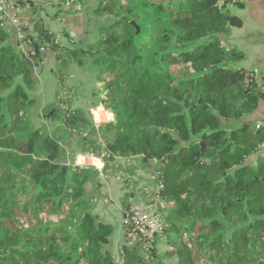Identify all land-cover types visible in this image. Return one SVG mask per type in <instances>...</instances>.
I'll return each instance as SVG.
<instances>
[{"label":"trees","instance_id":"1","mask_svg":"<svg viewBox=\"0 0 264 264\" xmlns=\"http://www.w3.org/2000/svg\"><path fill=\"white\" fill-rule=\"evenodd\" d=\"M229 3L96 0L94 13L112 20L96 43L72 50L36 19L27 39L56 53L60 66L96 67L102 105L115 117L96 124L50 104L47 113L63 116L61 136L32 128V72L0 21V264H117L106 250L113 226L86 188L99 172L66 161L60 139L75 136L85 155L107 164L140 159L173 207L157 203L170 249L152 250L146 262L138 244L121 246L120 264H264V127L246 119L262 93L252 73L232 67L242 56L220 39L242 25ZM34 48L41 60L45 52Z\"/></svg>","mask_w":264,"mask_h":264},{"label":"crops","instance_id":"2","mask_svg":"<svg viewBox=\"0 0 264 264\" xmlns=\"http://www.w3.org/2000/svg\"><path fill=\"white\" fill-rule=\"evenodd\" d=\"M24 1H26V5H20L17 13L18 23L22 30L25 31L26 27H31L37 19L44 24L47 30L56 35V43L64 49L85 48L96 43L99 39L100 25L110 22V20L104 22L102 17L94 13L96 0H74L69 2H66V0ZM29 4L39 8H32ZM226 10L230 15L240 19L242 25L240 27H228L220 35V39L226 47L232 48L234 52L242 56L239 61L232 63V67L254 75L255 82L262 95L258 100L256 109L246 119L255 122V127L261 129L264 127V0H239L238 3H229ZM0 21L2 22L1 27L10 35L6 44L15 48L20 57L22 55L30 57L27 54L29 50L27 46L24 48L18 47L16 28L10 22L4 24L1 14ZM44 52L42 59L37 60L30 67L35 83L34 90L29 94L34 101V104L30 107V119L41 117V121H49L54 123L55 127L61 128L56 135H62L61 132L65 133L64 124L54 116V112H52L53 116L51 114L48 115V118L44 116L47 106L58 102L60 96H62V99L66 100L64 104H68L65 109L71 112L82 110L96 124L115 120L114 115L106 111L102 105V100L106 98V92L104 85L98 81L96 67L93 68L96 79L93 83L92 94H79L80 90L77 87V90L73 89L74 86L66 85L64 81L66 76L69 79L68 81H71L74 73L78 74V72L88 69L87 66L91 64L79 66L73 61L66 60L60 66L62 61L57 60L56 53L50 51V49ZM57 78L58 80H56ZM56 84L60 86V89L54 93ZM48 87L52 88L51 94L48 93ZM54 126L51 128H54ZM62 129L64 131H61ZM81 141L79 136L65 142L60 139L66 151L67 164L91 168L99 172L97 184L92 185V190L88 192L95 202V213L100 220L113 226L108 247L110 253L114 254L120 250L122 242L125 241L124 207L130 198L141 196L146 187L153 189L156 182L155 177L148 169L141 167L142 163L138 158H116L113 162L107 164L102 158L85 155ZM261 149L264 150V144H262ZM252 161L254 162V158H252ZM165 244V242L158 244L159 253L163 254L160 247Z\"/></svg>","mask_w":264,"mask_h":264},{"label":"built area","instance_id":"3","mask_svg":"<svg viewBox=\"0 0 264 264\" xmlns=\"http://www.w3.org/2000/svg\"><path fill=\"white\" fill-rule=\"evenodd\" d=\"M228 1L230 3H236L239 0ZM17 13L18 7L12 6L8 0H2L0 2V14L4 24L10 22V24L16 28L18 47L24 48L27 46L29 49L27 54L30 57L35 56L34 42L38 43L42 52L47 50L46 46L41 44L37 39H35V41L27 39L28 34L23 31L22 27L19 25ZM32 36L36 38V35ZM93 115L95 117V113ZM160 190V185L154 190L145 188L141 196L130 198L123 209L125 241L138 244L143 259L146 262L152 260V250H158V244L166 237L167 225L162 220L161 214L158 212L157 208V203L161 202L164 205ZM150 195L152 198L149 197ZM157 241L159 243L156 244Z\"/></svg>","mask_w":264,"mask_h":264},{"label":"rangeland","instance_id":"4","mask_svg":"<svg viewBox=\"0 0 264 264\" xmlns=\"http://www.w3.org/2000/svg\"><path fill=\"white\" fill-rule=\"evenodd\" d=\"M98 16H100V17H102V19L104 20V22H107V21H111L112 20V17L111 16H107V15H98ZM90 65V64H89ZM75 66V68H77V66L76 65H74ZM87 68L88 69H84L82 72H78V74L77 73H74V76H73V78H72V80L71 81H68L69 79L67 78V76H66V80L64 81V82H66V85H72V86H74L73 87V89H76V87H77V89H79L80 90V92H79V94H92V92H93V83L95 82V79H96V76H95V72H94V70H93V68H95L94 66H92V65H90V66H87ZM67 72H68V70H67ZM65 74H66V70H65ZM56 80H58V78L56 79ZM20 81V80H19ZM50 85V84H49ZM60 86L58 85V84H56V88H55V92L54 93H56V91L58 90V89H60L59 88ZM76 89V90H77ZM51 90H52V88H50V87H48V93L49 94H51ZM67 92V91H66ZM91 97V96H90ZM65 99H62V96H60V99H59V101L58 102H62V104H64V102L66 101H64ZM61 104V107H63V105ZM65 105V107L64 108H66L67 107V103H65L64 104ZM32 107V106H31ZM32 111V110H31ZM47 112H49V110L48 111H46V112H44V116H45V118H48V115H50L49 113H47ZM31 113H30V108L28 109V116L30 115ZM53 116V115H52ZM58 119H60V121L62 122V119H63V116H56ZM29 118H30V116H29ZM30 121H31V125L33 126L32 128H35V129H44V131H45V133H48L49 135H56L57 133H58V131L61 129V128H57V127H55L54 126V123H51V122H49V121H46V120H44V121H41V117H39V118H37V119H33V118H31L30 119ZM42 122H44V123H42ZM35 125H37V126H35ZM54 126V128H51V127H53ZM61 131H64L63 129L61 130ZM61 133H63V132H61ZM61 136V135H60ZM76 137V136H75ZM141 167L142 168H145V169H147L146 167H145V165H141ZM128 174H130V173H128ZM134 180H137V179H134ZM138 182V181H137ZM126 183H127V181H126ZM91 185V186H90ZM92 185L93 184H87L86 185V188H87V191H91L92 190ZM90 187H91V189H90ZM157 186H156V184L154 185V188L153 189H150L149 187H146L147 189H150V190H154L155 188H156ZM133 189V188H132ZM89 193V192H88ZM164 206L167 208V209H171V208H173L171 205H169V204H167V203H165L164 204ZM171 237H173V236H171ZM166 243V242H165ZM109 245H107V247H106V250H107V252L109 253V255L111 256V258L114 260V262L115 263H117V264H120L121 263V261H122V255H121V251L119 250L118 252H116V253H110V249H109V247H108ZM160 249H161V252L162 253H164V252H167L169 249H170V247L168 246V243H166L165 245H163V246H161L160 247ZM176 264V259L175 258H171V259H164V261H162V264Z\"/></svg>","mask_w":264,"mask_h":264},{"label":"water","instance_id":"5","mask_svg":"<svg viewBox=\"0 0 264 264\" xmlns=\"http://www.w3.org/2000/svg\"><path fill=\"white\" fill-rule=\"evenodd\" d=\"M21 57H22V59H24L26 61V63L30 67H32L34 65V63L37 62V59L35 57H28L27 55H22ZM51 115H52V113H51ZM202 149H203V151L205 150V145L204 144H202ZM125 245L133 247V248L136 247V244H134V243H129V242H126V241L122 242L121 246H125Z\"/></svg>","mask_w":264,"mask_h":264}]
</instances>
